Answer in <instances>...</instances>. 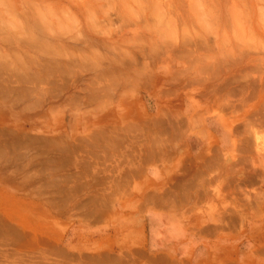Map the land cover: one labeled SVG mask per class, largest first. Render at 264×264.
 Returning a JSON list of instances; mask_svg holds the SVG:
<instances>
[{
    "label": "rangeland",
    "instance_id": "obj_1",
    "mask_svg": "<svg viewBox=\"0 0 264 264\" xmlns=\"http://www.w3.org/2000/svg\"><path fill=\"white\" fill-rule=\"evenodd\" d=\"M70 127L110 129L170 182L57 191ZM263 146L264 0H0V264H264ZM221 197L223 224L185 230Z\"/></svg>",
    "mask_w": 264,
    "mask_h": 264
},
{
    "label": "crops",
    "instance_id": "obj_2",
    "mask_svg": "<svg viewBox=\"0 0 264 264\" xmlns=\"http://www.w3.org/2000/svg\"><path fill=\"white\" fill-rule=\"evenodd\" d=\"M60 135L68 137L70 142L57 143L55 146L54 167L57 191L80 193L81 197L100 193L99 198L106 200H129V197L131 199L143 197L145 182L153 184L152 190L157 191L163 183L170 182V177L167 178L164 175L163 170L165 169L144 168V162L141 160L129 162L127 149L123 151L126 154L123 157L122 148L119 149L122 147L121 141H119V147L112 143L113 133L110 129L70 127L57 133V136ZM65 185L68 186L65 188ZM96 185L98 188H95ZM222 204L223 197L219 201V208L215 211L203 209L202 221L197 227L188 229V224H185V230L199 232L206 224H223L225 214ZM229 214L232 216V226L235 223L239 226V217L236 219L238 211L231 208ZM249 227L251 229V259L264 263V176L251 177V223ZM171 229L172 227L169 226L168 230L171 231Z\"/></svg>",
    "mask_w": 264,
    "mask_h": 264
},
{
    "label": "bare ground",
    "instance_id": "obj_3",
    "mask_svg": "<svg viewBox=\"0 0 264 264\" xmlns=\"http://www.w3.org/2000/svg\"><path fill=\"white\" fill-rule=\"evenodd\" d=\"M213 13V12H212ZM92 16V15H91ZM175 24V23H174ZM210 25V24H209ZM254 40V39H253ZM231 47V46H230ZM225 49V48H224ZM187 51V50H186ZM214 57V56H213ZM192 59V58H191ZM206 64V63H205ZM196 65V64H195ZM262 144V143H261ZM262 146V145H261ZM264 147V146H263Z\"/></svg>",
    "mask_w": 264,
    "mask_h": 264
}]
</instances>
